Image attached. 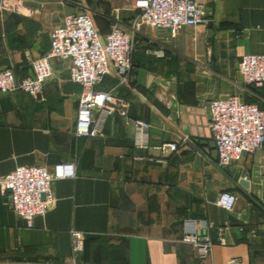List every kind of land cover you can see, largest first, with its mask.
<instances>
[{
	"label": "crops",
	"instance_id": "obj_1",
	"mask_svg": "<svg viewBox=\"0 0 264 264\" xmlns=\"http://www.w3.org/2000/svg\"><path fill=\"white\" fill-rule=\"evenodd\" d=\"M19 1L22 13L0 11V71L21 79L50 51L53 28L75 13L69 0ZM195 1L208 23L175 37L136 28L134 0L114 9L134 37L133 70L128 83L109 74L97 88L124 98L130 117L150 123L148 150L135 148L133 127L119 114L96 113L102 134L77 136L82 87L70 81L67 61H52L54 77L40 99L0 93V179L19 166L51 174L57 165L75 166L74 177L52 181L55 203L32 228L0 190V261L72 264V233L81 232L87 242L75 264H264V146L219 167L209 108L233 95L264 108V87H246L238 72L244 55L264 53V0ZM113 23L95 25L106 34ZM225 191L237 197L230 212L216 205ZM189 219L215 225L202 232L212 241L205 260L182 242Z\"/></svg>",
	"mask_w": 264,
	"mask_h": 264
},
{
	"label": "built area",
	"instance_id": "obj_2",
	"mask_svg": "<svg viewBox=\"0 0 264 264\" xmlns=\"http://www.w3.org/2000/svg\"><path fill=\"white\" fill-rule=\"evenodd\" d=\"M23 7L19 0H0V11L22 13ZM134 10L137 11L136 28L146 25L154 30L169 31L173 37L184 28L208 23L204 5L195 0H134ZM50 40V51L30 62L32 76L18 79L12 69L0 71V93L21 91L40 99L46 83L54 77L52 61H67L70 81L82 87L78 98L77 136L90 139L102 134L96 113L119 114L133 127L135 148L148 150L150 123L130 117L124 98L97 88L109 74L117 77L120 84L128 83L135 52L133 34L123 30L117 21L108 33L102 34L92 15L80 13L65 15L62 23L51 31ZM238 72L246 87H264V53L244 55ZM209 108L219 167L226 168L244 154H255L264 146V108L246 102L239 95L213 100ZM176 147L169 144L164 148L174 151ZM74 176L73 164L57 165L54 174L44 166H19L0 179L1 195L8 198L12 210L32 228L35 218L45 216L55 203L52 181ZM236 203L237 197L227 191L221 192L216 201L217 207L228 212ZM214 228V223L207 219L186 220L182 242L191 245L199 258L205 260L211 254L212 241L203 237L202 232ZM85 240V234L72 233V264H75V256L83 251ZM237 263L238 260H232L229 264ZM0 264L11 263L0 261Z\"/></svg>",
	"mask_w": 264,
	"mask_h": 264
},
{
	"label": "rangeland",
	"instance_id": "obj_3",
	"mask_svg": "<svg viewBox=\"0 0 264 264\" xmlns=\"http://www.w3.org/2000/svg\"><path fill=\"white\" fill-rule=\"evenodd\" d=\"M69 12L71 13H89L97 25L111 24L112 22L121 20V14L116 20L115 8H124L132 4V0H69ZM115 15V16H114ZM136 24V19L132 18Z\"/></svg>",
	"mask_w": 264,
	"mask_h": 264
},
{
	"label": "water",
	"instance_id": "obj_4",
	"mask_svg": "<svg viewBox=\"0 0 264 264\" xmlns=\"http://www.w3.org/2000/svg\"><path fill=\"white\" fill-rule=\"evenodd\" d=\"M247 184H248V183H247V181H245V180L241 182V185H242L244 188H247Z\"/></svg>",
	"mask_w": 264,
	"mask_h": 264
},
{
	"label": "trees",
	"instance_id": "obj_5",
	"mask_svg": "<svg viewBox=\"0 0 264 264\" xmlns=\"http://www.w3.org/2000/svg\"><path fill=\"white\" fill-rule=\"evenodd\" d=\"M97 25V24H96ZM246 102H248V103H252V102H250V101H246ZM86 242H87V238H86V240H85V244H86Z\"/></svg>",
	"mask_w": 264,
	"mask_h": 264
}]
</instances>
